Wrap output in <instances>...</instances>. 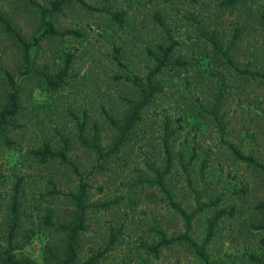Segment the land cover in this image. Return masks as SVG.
<instances>
[{
    "label": "rangeland",
    "instance_id": "374dc122",
    "mask_svg": "<svg viewBox=\"0 0 264 264\" xmlns=\"http://www.w3.org/2000/svg\"><path fill=\"white\" fill-rule=\"evenodd\" d=\"M34 1L39 5L0 0V14L28 42L42 34L43 8L52 9L55 0ZM85 1L125 12V22L118 24L108 13L76 0L66 3L49 11L47 19L59 30L75 29L82 36H44L30 49V62L0 22V112L11 91L6 72L16 79L21 104L14 125L0 135V262L15 222L11 246L18 258L35 264L63 261L66 233L58 226L75 219L73 195L80 191V176L59 157L42 163L33 150L49 144L59 152L64 136L70 144L68 157L85 176L88 190L76 264L96 256L92 264H202L184 241L150 249L161 240L159 230L167 237L186 231L185 219L160 188L141 181L166 167L167 137L172 167L165 181L175 200L189 212L198 201H217L195 215L191 237L203 243L209 219L219 209L228 212L207 246L210 264H257L254 257L264 253V171L237 159L228 144L264 164V82L230 67L200 36L193 17L217 32L224 46L240 30L233 59L242 68L264 71V0L233 5L224 0ZM156 15L179 42L174 56L187 64L157 75L162 90L144 108L141 121L119 151L100 159L80 136L91 142L97 137L104 150L113 148L120 131L110 117L124 122L132 102L141 98L130 80L145 81L156 64L151 51L170 43ZM68 55L72 62L65 84L56 91L47 89L35 70L55 74ZM27 68L34 71L26 73ZM220 94L224 128L210 112ZM103 203L108 205L98 208ZM48 215L55 225H47Z\"/></svg>",
    "mask_w": 264,
    "mask_h": 264
},
{
    "label": "trees",
    "instance_id": "16d2710c",
    "mask_svg": "<svg viewBox=\"0 0 264 264\" xmlns=\"http://www.w3.org/2000/svg\"><path fill=\"white\" fill-rule=\"evenodd\" d=\"M32 4H37L34 0H29ZM74 0H55L52 3V9H44L43 8V18H42V24H43V31L42 34L39 36L34 37V40L31 42H28L23 35L12 25V23L0 14V22L5 25V28L12 32L15 37L17 38L18 42L23 46L25 55H26V61L30 62L29 59V53L30 49L38 45L40 41L43 39L44 36H67V35H75V36H82V33L80 31H77L75 29H66V30H59L57 29L53 23H51L48 19L46 14L51 12H57L59 9L66 3H70ZM79 3H81L84 6L89 7L90 9L98 12H106L108 13L112 20L117 22L118 24H123L125 22V12L113 10L109 8L107 5L101 6V7H94L87 4L85 0H76ZM238 1L241 0H224V3L227 4H235ZM156 19L159 21V23L162 24L163 28H165L168 39L170 41L169 44H160L158 46L159 51L154 52L151 51L152 55L154 56L156 60L155 67L150 71V73L147 75L146 80H142L139 77L132 78L130 81H132L137 88L140 90L141 98L139 101L132 102V108L131 111L127 117V119L124 122H118L114 118L110 117L111 122L116 125L120 131L118 138L116 142L114 143L113 148L109 150H104L99 142L97 137H95L94 141L87 140L84 136H80V140L87 146L95 149V151L98 153V156L100 159L107 158L111 153L117 152L120 150L121 146L126 142L131 130L136 126V124L141 121L142 119V111L144 108H146L154 99V97L162 90V86L160 82L156 81L157 75L162 73L166 68H173L177 66H184L187 64V61L183 60L181 57H175L174 51L177 48L179 42L175 40L174 36L172 35V31L165 25L164 20L159 16H155ZM264 19V15H263ZM193 20L197 23V30L200 33V36L204 38L207 42L210 43V45L214 48V52L218 55H220L226 63L232 67L237 72L251 76V78H259L264 82V71H258L253 70L250 67L242 68L239 66L235 60L232 57V49L234 48L237 40L239 39L241 35V31L237 30L231 43L228 46H224L220 40L219 34L217 32H210L208 31L199 20L193 17ZM116 59L118 62H120V48H117L116 50ZM71 56L68 55L65 61V64L61 70H59L55 74H50L44 70H38L36 69L35 72L43 77L47 89L51 91H56L60 87H62L66 79L68 77V73L71 67ZM30 68H27L26 73H30ZM7 74V80L10 85V92L8 95V103L7 105L1 110L0 112V135L1 131L4 130L7 126L14 125L13 119L14 117L20 112L21 110V104H20V95H19V89L16 83L15 77L6 72ZM223 94H220L214 104V106L211 108L210 112L214 114L215 119L217 120L218 124L221 126V128H224V124L222 121V117L220 115V107L223 101ZM63 141V148L61 151L57 152L52 149V147L49 144H45L42 148H38L33 150V154L36 155L42 163H45L49 161L52 158L59 157L62 161L65 163L70 164L77 175L80 176L81 184H80V191L73 195L76 203V215L74 221H72L70 224H61L58 226V229L66 233V240H65V250H64V259L61 262V264H76V259L78 255V238L82 231L86 229V214L87 210L89 208V205L87 204V184L84 182L85 176L82 175L80 170L77 166L69 159L68 157V150L70 147L69 141L67 138L62 136ZM229 147L232 149L235 157L241 161L248 162L251 165H254L261 170L264 171V164L259 163L254 155H246L242 153L237 147H235L233 144H228ZM165 150L167 154L166 159V167L164 170H155V177L148 179V178H141V181L143 183H150L151 185L157 186L160 188V190L166 195L167 200L169 201V204L171 207H173L186 221V231L178 236L174 237H167V235L162 231L159 230V233L161 234V240L160 242L155 246H150V249L152 251H157L161 246L168 245L177 241H184L188 244H190L191 248L196 252L198 257L201 259L202 264H210L208 252H207V246L211 239L213 238L214 229L217 225L219 219L223 217L228 212L225 209H219L216 211V213L209 219V232L203 241V243L196 242L190 235V228L192 227L193 218L197 213L202 212L206 207H209L211 205H216L217 201L215 202H201L198 201V207L192 211H187L182 205H180L174 198V195L172 194L171 189L167 185L165 181L166 175L170 172L172 167V152L170 150L169 146V140L168 137L165 138ZM18 192L15 196L14 200V206L16 207L18 204ZM98 208L106 207L108 204H97ZM47 225L53 226L55 225L54 222L51 219V216L48 215L46 218ZM17 222H15L11 228L10 231V247L1 253V262L0 264H35L30 259H21L16 256V253L14 250L16 249L15 246L12 245V237L17 229ZM264 228V225L261 227ZM116 235L113 236V238L110 240L109 246H111L112 243L115 242ZM263 247H264V238H263ZM108 246V247H109ZM264 252V251H263ZM98 256H96L93 260L88 262L87 264H92L93 261L97 260ZM255 262L257 264H262L264 262V253L262 257H254Z\"/></svg>",
    "mask_w": 264,
    "mask_h": 264
}]
</instances>
